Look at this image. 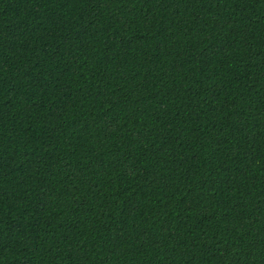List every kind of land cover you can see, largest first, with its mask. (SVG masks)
I'll return each mask as SVG.
<instances>
[{
	"label": "trees",
	"instance_id": "trees-1",
	"mask_svg": "<svg viewBox=\"0 0 264 264\" xmlns=\"http://www.w3.org/2000/svg\"><path fill=\"white\" fill-rule=\"evenodd\" d=\"M0 264H264V0H0Z\"/></svg>",
	"mask_w": 264,
	"mask_h": 264
}]
</instances>
